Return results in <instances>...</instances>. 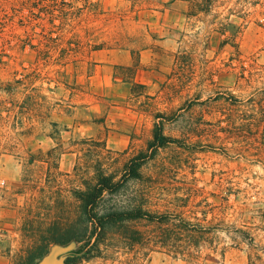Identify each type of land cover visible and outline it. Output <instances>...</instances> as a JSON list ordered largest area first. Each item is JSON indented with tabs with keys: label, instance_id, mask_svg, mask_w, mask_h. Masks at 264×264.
<instances>
[{
	"label": "rangeland",
	"instance_id": "374dc122",
	"mask_svg": "<svg viewBox=\"0 0 264 264\" xmlns=\"http://www.w3.org/2000/svg\"><path fill=\"white\" fill-rule=\"evenodd\" d=\"M158 115L177 142L102 209L167 223L115 226L72 264H247L234 230L264 246V0H0V264L75 220L74 192L99 162L119 177ZM85 253L52 244L36 264Z\"/></svg>",
	"mask_w": 264,
	"mask_h": 264
},
{
	"label": "trees",
	"instance_id": "16d2710c",
	"mask_svg": "<svg viewBox=\"0 0 264 264\" xmlns=\"http://www.w3.org/2000/svg\"><path fill=\"white\" fill-rule=\"evenodd\" d=\"M157 123L154 125L153 136L145 151L132 157L124 166L119 177L107 174L102 167V162L95 167L96 179L94 184L88 185L85 190L74 192L79 201V213L75 220L69 222L63 229H56L48 233L47 240L32 251L25 264H36L49 252L52 244L65 245L71 242L83 243L86 253L80 257L67 259V264H72L76 258H91L99 252L100 244L109 230L115 226L130 221H146L148 223L166 224L167 217L143 209L141 206L120 209L114 207L103 208L108 197L121 196L133 181L142 178V169L146 163L154 159L160 149L170 146L177 141L164 133L162 117L158 115ZM188 221L180 219L177 227L184 231L191 238L194 230L188 228ZM236 234H243L239 238L249 247L247 264H264V246L255 242V239L248 232L234 230ZM240 232V233H239ZM181 234V233H180ZM159 236L150 238V242L160 243L167 246L166 240ZM161 240V241H160Z\"/></svg>",
	"mask_w": 264,
	"mask_h": 264
}]
</instances>
